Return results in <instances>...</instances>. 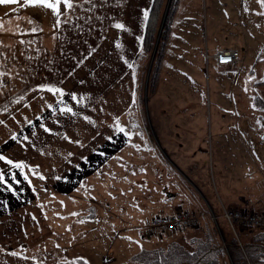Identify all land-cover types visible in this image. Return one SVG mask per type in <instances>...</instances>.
Instances as JSON below:
<instances>
[{
    "label": "rangeland",
    "instance_id": "obj_1",
    "mask_svg": "<svg viewBox=\"0 0 264 264\" xmlns=\"http://www.w3.org/2000/svg\"><path fill=\"white\" fill-rule=\"evenodd\" d=\"M236 1L224 4V12L234 13L235 40L242 43L245 31L235 13L243 0ZM160 35L148 62L135 65L141 47L133 60L131 97L115 101L119 91L98 90L97 76L90 71L84 79L75 72L72 89L65 84L72 71L44 85L47 89L35 88L32 81L0 89V125L9 131L4 144L20 154L27 186H35L37 204L53 230L52 239L17 264H77L79 257L88 264L129 263L141 245L154 248L171 234L156 236L155 243L140 236L150 221L165 215L139 209L158 197L180 201L168 215L201 213V225L211 222L220 243L230 240L221 233L226 230L218 223L223 219L214 220L224 209L259 211L253 200L223 210L218 201L223 188L233 199L248 198L264 182V100L248 81L251 67L214 70L205 58L198 80L186 74L158 102L152 75ZM99 158L104 160L98 163ZM150 183L153 190L147 189ZM36 195L28 191L27 202ZM85 208L91 211L88 218L79 215Z\"/></svg>",
    "mask_w": 264,
    "mask_h": 264
},
{
    "label": "crops",
    "instance_id": "obj_2",
    "mask_svg": "<svg viewBox=\"0 0 264 264\" xmlns=\"http://www.w3.org/2000/svg\"><path fill=\"white\" fill-rule=\"evenodd\" d=\"M49 2L53 7L34 5L27 0L0 4V89L19 88L18 84L31 81L38 84L35 88L47 89L44 85L56 83L70 71L71 78L66 77L65 84L72 89L75 72L84 79L90 71L97 76L98 90L119 91L115 101L131 97L135 81L133 60L141 47L152 0ZM209 2L208 7L207 0H179L158 78L155 93L158 102L164 90L180 85L186 74L195 75L198 80L205 58L214 70L251 67L248 81L263 92L264 100V3L242 1V10L238 15L235 13L245 31L244 40L239 43L232 28L234 13L224 12V4L235 5L234 0ZM236 2L240 4V0ZM226 50H238L240 61L231 66L218 65L214 56ZM83 68L88 69L84 72ZM81 84L86 89L84 80ZM6 132L9 131L0 125V264H17L18 260L27 259L15 251L21 247L38 249L52 239L53 230L37 204L35 186H27L26 165L19 162L20 154L5 146ZM102 160L99 158L98 163ZM201 177L199 174L196 179ZM27 188L36 195L34 201L27 202ZM153 188L150 183L147 189ZM204 189L210 191V186L205 184ZM223 191V200L217 198L222 210L248 200H253L259 211L264 209V182L257 183L248 198L233 199L224 188ZM155 201L158 202L151 200L139 209L147 207L155 214L168 215L180 205L176 198L171 201L158 197ZM190 202L195 203L196 198Z\"/></svg>",
    "mask_w": 264,
    "mask_h": 264
},
{
    "label": "trees",
    "instance_id": "obj_3",
    "mask_svg": "<svg viewBox=\"0 0 264 264\" xmlns=\"http://www.w3.org/2000/svg\"><path fill=\"white\" fill-rule=\"evenodd\" d=\"M168 3L169 0H152L145 24L141 50L135 59L137 68L140 67L142 62L149 61L161 31L160 44L154 63V73L152 75L153 88L158 84V78L168 44L173 18L179 6V0H171L165 25L161 29ZM99 185L102 186L103 184L101 185L99 183ZM103 187L105 188V185ZM108 188L106 187V189ZM82 212L84 214H78L84 218H88L87 216L91 213L90 210L87 211V208L83 209ZM55 215L62 218H67L68 216L67 214L65 216L62 214L58 215V213ZM53 223L56 225L59 222L56 223L54 219ZM218 223H224L226 225V230L221 229L223 237L230 239L226 243L224 241L220 243L214 225L207 221L200 228H184L180 231H174L169 235H165L167 237L166 241L154 248L148 249L141 247L137 253L132 255L129 263L123 264H264V247L262 245L264 242V230L256 232L239 231L238 237H236L225 220ZM240 237L246 239H250L251 237L252 240L243 242L240 240ZM144 240L155 243L156 236L144 238ZM28 251L30 249L27 247H21L15 251V254L25 258L27 257ZM75 261L77 264H88L82 257L76 258Z\"/></svg>",
    "mask_w": 264,
    "mask_h": 264
},
{
    "label": "built area",
    "instance_id": "obj_4",
    "mask_svg": "<svg viewBox=\"0 0 264 264\" xmlns=\"http://www.w3.org/2000/svg\"><path fill=\"white\" fill-rule=\"evenodd\" d=\"M214 58L220 66H231L240 61L241 54L238 50H226L217 53ZM218 219L225 220L236 237H238V232L241 230L248 232L264 230V209L255 213L227 208L223 210L220 216L214 218L215 222ZM201 223V213L199 212L158 216L150 221L146 228L141 230L140 236L143 239L149 238L168 232L180 231L184 228L198 227Z\"/></svg>",
    "mask_w": 264,
    "mask_h": 264
},
{
    "label": "snow or ice",
    "instance_id": "obj_5",
    "mask_svg": "<svg viewBox=\"0 0 264 264\" xmlns=\"http://www.w3.org/2000/svg\"><path fill=\"white\" fill-rule=\"evenodd\" d=\"M16 0H0V4H10V3H15ZM27 2L32 3V4H39V5H43L46 7H53V4L49 2V0H27ZM68 0H65V3H67ZM57 3H59V0H57ZM262 3H264V0H262ZM69 6H71L69 4Z\"/></svg>",
    "mask_w": 264,
    "mask_h": 264
}]
</instances>
